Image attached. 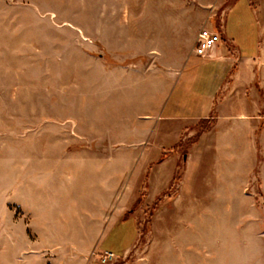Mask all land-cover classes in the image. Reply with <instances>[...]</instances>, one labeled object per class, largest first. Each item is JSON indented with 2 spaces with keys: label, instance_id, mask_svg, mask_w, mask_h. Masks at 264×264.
<instances>
[{
  "label": "rangeland",
  "instance_id": "374dc122",
  "mask_svg": "<svg viewBox=\"0 0 264 264\" xmlns=\"http://www.w3.org/2000/svg\"><path fill=\"white\" fill-rule=\"evenodd\" d=\"M255 18L247 0H0V264H264V69L203 120L160 116L203 91L167 111V69H108L226 20L255 38Z\"/></svg>",
  "mask_w": 264,
  "mask_h": 264
},
{
  "label": "crops",
  "instance_id": "0c3cea01",
  "mask_svg": "<svg viewBox=\"0 0 264 264\" xmlns=\"http://www.w3.org/2000/svg\"><path fill=\"white\" fill-rule=\"evenodd\" d=\"M247 5L256 16L255 20L258 26L255 38L249 39L250 41L247 40L244 34L238 36L232 33L233 31L227 27L229 22L226 20L223 28V42L206 58L198 57L195 54V49L193 52L187 54L174 52L175 45L171 43L168 46L170 50L169 53L163 52L162 54L156 50V48L153 49L154 51L151 48V52L148 53L147 56L137 57L136 50H134L136 55L125 56L117 67L108 69H167L165 73L173 76L170 78L166 77V80L168 78L172 80L171 92H169L165 99V105L163 104L167 111L170 106L172 109L177 107H175L174 103L170 102L173 98L175 99V97L179 96L182 99L191 98V96L188 95V91H193L195 88H199V90L203 91L200 94L196 93L195 97L192 95L193 100L190 104L192 106H197V110L187 114H175L173 110L170 113L164 114V112L161 111L160 116L169 120L208 119L213 110L221 112L222 107L232 105L235 91H247L248 87H253V79H255L256 73L264 69V50L261 48L260 42L261 30L259 27V19L257 18L256 11L251 7L248 0ZM234 8L235 7L232 9ZM168 22L177 26L174 21L168 20ZM172 30L173 29L165 30L166 34L167 31L172 32ZM119 41L121 42V39ZM155 79V83L161 80L158 77ZM188 82L191 85H187V88L185 85L188 84ZM155 86L158 87L157 85ZM178 89H180L178 92L179 94L177 93ZM220 90L226 91V93L223 92L221 97L216 99V95ZM155 98H157V96H155ZM240 107L242 110H248V108H246L248 107L247 105H240ZM244 118H246V115H234V119L237 122L245 120ZM133 149H135V147ZM124 220L125 219L118 221L113 226L124 222ZM135 242L136 237L131 241L130 245L122 251V257L130 252ZM98 262L100 261H96V263ZM94 263L93 261L90 264Z\"/></svg>",
  "mask_w": 264,
  "mask_h": 264
},
{
  "label": "built area",
  "instance_id": "2783aa9c",
  "mask_svg": "<svg viewBox=\"0 0 264 264\" xmlns=\"http://www.w3.org/2000/svg\"><path fill=\"white\" fill-rule=\"evenodd\" d=\"M222 42H223L222 33L213 30L211 28L202 29L198 34L196 47H195V54L198 57L206 58ZM114 259L115 256L111 252H105L100 256V262L103 264H108L110 261H113Z\"/></svg>",
  "mask_w": 264,
  "mask_h": 264
}]
</instances>
